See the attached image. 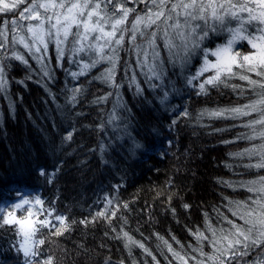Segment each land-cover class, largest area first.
I'll return each mask as SVG.
<instances>
[{
	"label": "trees",
	"instance_id": "trees-1",
	"mask_svg": "<svg viewBox=\"0 0 264 264\" xmlns=\"http://www.w3.org/2000/svg\"><path fill=\"white\" fill-rule=\"evenodd\" d=\"M14 1L0 23L34 2ZM94 1L126 16L101 52L94 32L76 49L79 23L40 63L0 51V264H264V73L243 69L257 28L234 13L247 0H220V29L186 49L163 35L175 0ZM228 41L236 63L206 83ZM23 195L39 206L28 254L4 209Z\"/></svg>",
	"mask_w": 264,
	"mask_h": 264
},
{
	"label": "rangeland",
	"instance_id": "rangeland-1",
	"mask_svg": "<svg viewBox=\"0 0 264 264\" xmlns=\"http://www.w3.org/2000/svg\"><path fill=\"white\" fill-rule=\"evenodd\" d=\"M15 3L14 0H0V11L11 8ZM104 11L94 0H34L7 24L5 21L0 23V51L3 44L13 46L17 42L16 45H20L33 60L40 63L47 51V40L54 42V50L60 55L64 41L71 33L72 25L79 23L81 32L77 36L76 49L85 45L90 40L88 36L94 32V49L101 52L102 44H105L103 41L110 38L114 29L122 26L126 18L119 10L115 15L116 19L110 20L108 16L112 18L113 16L104 15ZM174 12L182 22L172 20L165 28L163 35L169 40L171 30L177 31L178 38L183 42L185 49L184 43L187 39L196 44L201 43L205 35L203 24L208 25V29H220V0H175ZM234 13L241 15L240 22L254 23L257 28V33L252 38L247 37L246 39L254 50L243 58L245 63L243 69L249 68L254 72L264 73V0L244 1ZM154 15L155 13L152 18ZM140 22V19H135L132 23V30L138 29ZM233 30L236 37L245 36L239 26L234 27ZM7 33L10 34V37L8 36L9 39L11 38L10 41L4 40ZM10 53L6 57L14 56L16 47L11 49ZM212 54L213 58L204 59L198 71V74L211 72L204 78L206 83L217 81L221 73H229L233 63H236L230 41L216 47ZM234 76L243 77V74L237 70ZM4 209L11 211V217L20 229L22 251L28 254L32 248L33 221L39 211L36 197L20 196L11 204H6Z\"/></svg>",
	"mask_w": 264,
	"mask_h": 264
}]
</instances>
